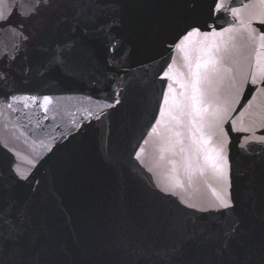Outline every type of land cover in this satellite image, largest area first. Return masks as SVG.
<instances>
[{
    "label": "snow or ice",
    "instance_id": "obj_1",
    "mask_svg": "<svg viewBox=\"0 0 264 264\" xmlns=\"http://www.w3.org/2000/svg\"><path fill=\"white\" fill-rule=\"evenodd\" d=\"M9 2L7 15L0 12V35L10 34L15 43L0 51V108L16 111L13 104L27 98L43 108L50 122L47 105L54 96L44 93L52 89L42 91L38 82L62 76L87 77L96 89L89 100H95L98 111L88 112L87 119L79 126L73 123L58 139L50 137L52 147L27 172L21 170L17 153L0 141V264H264V101L256 103L264 98V69L252 70L249 61V70L237 73L221 58V68L213 65L217 75L224 74L218 87H211L213 81L199 65L192 74L189 114L203 116L201 107L215 104L200 132L207 134L204 143L213 145V155L205 157L215 185L210 199L189 202L175 186L158 182L155 168L142 159L148 137L164 115L160 104L151 115L144 113L143 131L128 136L123 152L112 140L113 113L135 102L130 96L135 70L131 60L146 43L169 54L157 77L166 102L175 53L186 42L194 36L215 37L236 21L242 29L237 38L264 47V11L241 21L240 9L248 7L245 0H211L210 5L209 0ZM258 2L264 5V0ZM252 109L260 115L238 128V122L252 117ZM93 121L107 122L101 158L117 194L101 198L102 227L69 243L55 223L36 172L47 165L44 182L54 185L69 166L52 160L58 147ZM125 153L131 162L127 170ZM129 176L148 190L134 210L125 194Z\"/></svg>",
    "mask_w": 264,
    "mask_h": 264
},
{
    "label": "water",
    "instance_id": "obj_2",
    "mask_svg": "<svg viewBox=\"0 0 264 264\" xmlns=\"http://www.w3.org/2000/svg\"><path fill=\"white\" fill-rule=\"evenodd\" d=\"M222 2L227 4L229 0ZM245 3L248 7L240 9L241 21L249 14L264 11V5L258 0H245ZM10 9L9 0H0V12L7 15ZM241 31L239 22L233 21L228 31H218L215 37L204 39L194 36L186 42L183 51L175 53L169 72L171 80L168 81L172 88L168 90L166 102L161 100V85L157 77L162 59L169 54L162 47L146 43L131 60L135 70L132 73L130 96L134 97L135 102L118 107L112 115L113 144L118 145L123 152L128 136H139L143 131L147 123L144 113L151 115L158 104L162 106L164 115L160 117L161 123L148 137L149 143L146 152L142 153V159L155 168L158 182L175 186L189 202L199 203L202 199L212 198L211 189L215 187L209 171L210 161L205 165V157L213 155V145L211 141L204 143L208 139L207 134H200L215 104L211 108L204 104L201 107L203 116L193 117L189 114L192 74L199 65V71L213 81L211 87H218L224 74L221 72L217 75L213 65L221 68V58L227 59L229 66L237 73L241 69L248 71L249 61L252 70L264 69V47L259 42L252 45L237 38ZM13 43L15 40L10 34L0 35V51L10 50ZM5 44L8 48L4 47ZM138 64L141 66L136 67ZM38 86L42 91L45 88L52 89L44 93L54 96L52 104L47 105L50 122L44 119L43 108L27 98L13 104L16 111L0 108V141L7 143L17 153L21 170L25 172L31 169L36 158L52 147L50 137L58 139L61 132L67 134L72 130L73 123L79 126L82 119H87L88 112L98 111L95 100H89L96 89L87 77L74 80L62 76L48 78L38 82ZM262 101L264 98L258 99L257 105ZM25 104L28 106L25 107ZM251 111L252 117L238 122V128L248 127L250 119L260 115L258 109ZM193 119L196 123L190 122ZM106 132L107 122L98 125L93 121L70 143L58 147L52 160L67 161L69 166L61 172L54 185L44 182L47 165L36 172L37 178L42 180L41 192L51 206L55 223L69 243L74 236L83 239L102 227L104 214L101 198L109 200L117 194L101 158L103 145L100 139L101 136L106 137ZM81 160L84 164L79 163ZM124 165L126 170L131 165L126 153ZM240 182L243 183V179ZM147 191L135 176H129L125 194L130 209H135ZM168 204L176 209L174 203Z\"/></svg>",
    "mask_w": 264,
    "mask_h": 264
}]
</instances>
